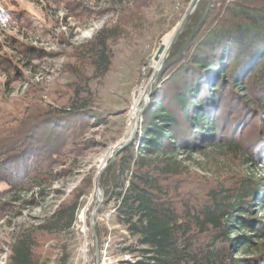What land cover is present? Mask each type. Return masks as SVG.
<instances>
[{
    "label": "trees",
    "instance_id": "trees-1",
    "mask_svg": "<svg viewBox=\"0 0 264 264\" xmlns=\"http://www.w3.org/2000/svg\"><path fill=\"white\" fill-rule=\"evenodd\" d=\"M150 1L133 4L139 9ZM119 35L103 28L92 39L85 57L93 77L108 72L109 43ZM75 96L79 101L45 109L29 126L23 121L18 133L23 131V137L15 147L0 149V185L5 187L0 198L55 181L49 167L65 157L68 147L74 150L94 115L78 90ZM261 116L264 0H201L157 77L139 130L100 177L99 213L112 205L115 225L134 241L125 251L144 259L140 264H264L262 252L254 259L232 258L229 240V232L235 230L237 237L239 228L254 238L244 245L243 239L236 242L237 253L242 248L262 251L257 246L264 240V226L251 210L260 187L247 179L239 180L234 189L205 185L202 199H195L184 191L200 184L199 177L176 157L178 152L201 154L205 148L236 151L233 141L248 134L249 125L260 129ZM20 127H13L14 134ZM13 139L5 134L3 142ZM11 150L14 159L6 162ZM78 211L77 202L57 209L37 230L61 234L72 226ZM95 231L100 244L98 223ZM34 245L32 235L20 236L11 248L10 263L36 264Z\"/></svg>",
    "mask_w": 264,
    "mask_h": 264
},
{
    "label": "rangeland",
    "instance_id": "rangeland-1",
    "mask_svg": "<svg viewBox=\"0 0 264 264\" xmlns=\"http://www.w3.org/2000/svg\"><path fill=\"white\" fill-rule=\"evenodd\" d=\"M133 1L0 0V149L15 147L17 139L23 137V131L18 134L23 121L29 126L31 118L35 120L34 116L45 109L66 108L70 100L79 101L73 97L74 90L94 112L74 150L68 151V147L65 157L56 158L49 167L55 181L0 198V264H11L12 246L20 236L29 235L35 240L36 264L144 262L137 254L125 251L134 241L115 225L112 205L99 213L103 201L94 217L102 234L96 250L89 225L96 207V176L115 146L133 131L135 111L142 105L159 64L153 61L154 55L161 43L170 42L191 0H151L139 9ZM103 28L115 29L120 35L109 43L108 72L95 78L85 56L92 39ZM150 99L151 94L148 104ZM259 121L260 129L249 125V133L233 141L239 150L205 148L201 154L178 152L176 157L199 177L200 184L193 183L184 191L195 199H202L205 185L223 184L234 189L239 180L247 179L259 186L260 190L253 193L251 210L252 217L264 226V116ZM16 126L21 127L14 134ZM5 134L14 139L4 143ZM6 158V162L13 161L12 150ZM74 202L79 211L69 229L61 234L37 230L57 209ZM236 230L237 237L235 230L229 232L232 258L254 259L264 253V240L258 246L256 240H251L262 251L242 248L238 254L235 243L243 239L244 245L247 238L254 237Z\"/></svg>",
    "mask_w": 264,
    "mask_h": 264
},
{
    "label": "water",
    "instance_id": "water-1",
    "mask_svg": "<svg viewBox=\"0 0 264 264\" xmlns=\"http://www.w3.org/2000/svg\"><path fill=\"white\" fill-rule=\"evenodd\" d=\"M201 0H191V4H190V8L187 10V12L185 13V15L183 16L180 24L177 26L172 39L167 47V49L165 50L164 54L159 57L158 51L156 52V54L154 55L153 61L159 63L157 69L155 70L154 74L152 75L150 82L148 84V87L146 89L145 92V98L144 101L142 103V105L135 111L134 114V118H135V126L133 128V131L131 132V134L129 135V137L122 143L117 144V146H115V148L112 150L110 157L108 158V160H106L103 165L101 166L99 172L97 173L96 176V183H95V199H96V207L93 209V211L90 214V220H89V225H90V230L92 233V237L94 240V244H95V248L97 250V235H96V231H95V222H94V217L96 215V212L98 210V208L100 207L102 201H103V194L100 190V177L102 172L108 167V165H110L116 158L117 154L126 146H128L130 144V142L132 141L135 132H136V126H137V122L139 119V114L143 111V109L147 106L148 102H149V98H150V94H151V88L152 85L154 84V82L156 81L158 74L160 72V70L162 69V67L164 66L166 59L171 51L172 46L174 45V43L177 41V39L179 38V36L181 35L184 26L187 22V19L189 18V16L193 13V11L195 10L197 4L200 2Z\"/></svg>",
    "mask_w": 264,
    "mask_h": 264
},
{
    "label": "bare ground",
    "instance_id": "bare-ground-1",
    "mask_svg": "<svg viewBox=\"0 0 264 264\" xmlns=\"http://www.w3.org/2000/svg\"><path fill=\"white\" fill-rule=\"evenodd\" d=\"M170 41H171V40H170ZM169 43H170V42H169ZM169 43H168L167 45H164V44H162V43L159 45V47H158V54H159V57H161V56L164 54V52H165V50L167 49ZM142 98H143V97H142Z\"/></svg>",
    "mask_w": 264,
    "mask_h": 264
}]
</instances>
